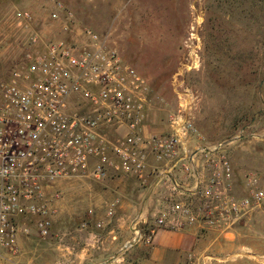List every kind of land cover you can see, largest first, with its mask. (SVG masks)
<instances>
[{
	"label": "built area",
	"instance_id": "1",
	"mask_svg": "<svg viewBox=\"0 0 264 264\" xmlns=\"http://www.w3.org/2000/svg\"><path fill=\"white\" fill-rule=\"evenodd\" d=\"M53 4L49 18L64 24V35L32 34L18 62L0 75L1 261L17 257L25 239L51 236L57 198L50 191L71 179L126 177L151 189L153 223L131 226L133 244L150 245L159 229L214 228L264 199L258 190L235 196L223 154L195 158L189 144L199 143V133L181 104L165 132L148 131L149 81L106 37L88 29L69 35L73 13ZM18 16L29 24L28 12ZM219 262L206 249L186 259Z\"/></svg>",
	"mask_w": 264,
	"mask_h": 264
},
{
	"label": "rangeland",
	"instance_id": "2",
	"mask_svg": "<svg viewBox=\"0 0 264 264\" xmlns=\"http://www.w3.org/2000/svg\"><path fill=\"white\" fill-rule=\"evenodd\" d=\"M57 1L73 13L69 35L79 38L80 30L88 29L106 37L149 81L148 131L165 132L181 104L200 138L189 149L205 147L228 159L235 196L264 192V0H0V75L18 62L32 34L64 35V24L49 18ZM22 12L31 16L28 25L18 16ZM113 179L135 202L143 200V187L126 177L61 183L50 191L57 198L52 234L32 236L27 252L36 244L52 250L68 225L78 230L82 224L93 227L96 219L103 224L97 215L114 206L104 198L97 206L94 197L99 190L112 199L114 192L101 183ZM74 183L71 220L63 203ZM194 230L195 249H206L220 264H264V199L239 219ZM133 245L124 248L125 261L148 248L143 242ZM26 257L25 263L30 252Z\"/></svg>",
	"mask_w": 264,
	"mask_h": 264
},
{
	"label": "crops",
	"instance_id": "3",
	"mask_svg": "<svg viewBox=\"0 0 264 264\" xmlns=\"http://www.w3.org/2000/svg\"><path fill=\"white\" fill-rule=\"evenodd\" d=\"M203 153L212 154L209 150L194 148L195 158L203 157ZM114 179L112 183H101L114 192L112 199L107 198V195L99 190L94 197L93 204L97 206L102 205V198L110 200L109 206L114 205L112 216H107L106 212L102 213L103 215H97V218L100 216L103 220L100 228L96 227V224L100 222L99 219H96L95 225L91 228H85L82 224V228L73 230L72 226L68 225L62 236L58 238L60 242H56L52 250L45 249L40 244L33 245L31 251H28L31 259L26 263L29 239H25L27 241H23L21 253L11 258V262L3 261L0 264H186L188 253L195 249L197 232L194 229L184 232L159 229L151 244L147 245L146 253L143 255L138 253L139 256L133 261H125L123 254L127 250L124 248L136 237L131 226L139 223L152 224L154 207L158 203L154 193L146 187L140 194H145L143 200L140 203L135 202L122 190L123 184ZM76 185L74 183L70 185V188H66V198L63 203L65 205L64 215L71 220L74 218L71 191ZM137 248L139 247H136V251H138Z\"/></svg>",
	"mask_w": 264,
	"mask_h": 264
},
{
	"label": "water",
	"instance_id": "4",
	"mask_svg": "<svg viewBox=\"0 0 264 264\" xmlns=\"http://www.w3.org/2000/svg\"><path fill=\"white\" fill-rule=\"evenodd\" d=\"M206 151H207V149H206ZM132 245H133V243L127 244V245L125 246V248H127V247H131Z\"/></svg>",
	"mask_w": 264,
	"mask_h": 264
},
{
	"label": "trees",
	"instance_id": "5",
	"mask_svg": "<svg viewBox=\"0 0 264 264\" xmlns=\"http://www.w3.org/2000/svg\"><path fill=\"white\" fill-rule=\"evenodd\" d=\"M144 225H141V227H143Z\"/></svg>",
	"mask_w": 264,
	"mask_h": 264
}]
</instances>
